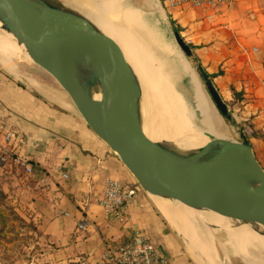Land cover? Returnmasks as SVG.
Listing matches in <instances>:
<instances>
[{"label":"crops","instance_id":"0c3cea01","mask_svg":"<svg viewBox=\"0 0 264 264\" xmlns=\"http://www.w3.org/2000/svg\"><path fill=\"white\" fill-rule=\"evenodd\" d=\"M165 12L203 70L214 75L264 170V0L185 3ZM0 77V119L15 129L19 153L33 168L26 178L22 167L0 164V189L15 196L39 233L26 264H109L105 247L124 241L130 227L142 230L166 264H192L139 187L123 220L104 210V179L135 181L52 80L33 85L5 70ZM83 218L89 224L78 230Z\"/></svg>","mask_w":264,"mask_h":264},{"label":"water","instance_id":"95a60500","mask_svg":"<svg viewBox=\"0 0 264 264\" xmlns=\"http://www.w3.org/2000/svg\"><path fill=\"white\" fill-rule=\"evenodd\" d=\"M85 1L0 0V33L12 34L28 59L52 78L90 130L119 158L189 258L200 264L197 252L166 220L150 195L264 224V170L238 117L221 98L160 0H153L156 9L166 17L175 47L202 81L216 115L213 125L220 132L211 134L204 147L195 151L150 140L142 128L134 72L120 47L81 12L79 3ZM92 90L99 92L97 98ZM214 147L216 152L208 154Z\"/></svg>","mask_w":264,"mask_h":264},{"label":"bare ground","instance_id":"6f19581e","mask_svg":"<svg viewBox=\"0 0 264 264\" xmlns=\"http://www.w3.org/2000/svg\"><path fill=\"white\" fill-rule=\"evenodd\" d=\"M145 1L150 4L165 34L156 14L155 2ZM135 2L139 3V0H87L79 4L82 5L81 12L111 42L125 51V57H128L125 59H131L128 64L140 89L144 115L142 128L146 136L152 141L170 143L178 150H199L211 138V134L220 132L213 125V117L216 116L212 113L214 110L204 103L201 91L196 93V110L192 109L185 92L177 84V78L181 77L186 82L189 77L192 78L184 56L174 47L168 32L167 45L158 43L163 34L153 26L151 28L148 17L140 9L141 5L136 6ZM13 50L28 59L23 45L18 46L12 34L1 32L0 66L9 74L26 78L13 61ZM27 80L33 85L37 84L31 78L27 77ZM92 96L97 98L99 92L92 90ZM196 120L203 123L205 128L199 126ZM216 150L217 147H214L208 154H214ZM150 197L166 220L197 252L196 260L200 264H224L221 258L218 260L214 248L217 245L225 258L238 256L245 264H264V224L259 221L194 209L176 200L173 203L165 201L153 194ZM197 220H201L202 225L194 226ZM215 231L224 233L223 241L215 236Z\"/></svg>","mask_w":264,"mask_h":264},{"label":"built area","instance_id":"2783aa9c","mask_svg":"<svg viewBox=\"0 0 264 264\" xmlns=\"http://www.w3.org/2000/svg\"><path fill=\"white\" fill-rule=\"evenodd\" d=\"M230 0H165L166 7H177L189 3L193 6H216L228 3ZM1 79V77H0ZM20 139L14 128L6 125L0 119V164L8 167L20 166L26 178H30L33 168L27 158L19 153ZM63 177H66L63 174ZM42 182V180H41ZM138 186L135 182H122L113 178H106L101 188V205L104 210L123 220L127 208L134 198ZM89 222L83 218L77 225L78 230H83ZM102 258L109 264H166V258L160 254L158 248L148 239L139 228H129L128 237L118 243L108 244Z\"/></svg>","mask_w":264,"mask_h":264},{"label":"rangeland","instance_id":"374dc122","mask_svg":"<svg viewBox=\"0 0 264 264\" xmlns=\"http://www.w3.org/2000/svg\"><path fill=\"white\" fill-rule=\"evenodd\" d=\"M51 1L58 3V4L63 3V0H51ZM139 3L135 2L134 4L136 6L141 5L140 9L142 11H144L145 16L148 17V22H149V25L151 26V28L153 26V28L156 31H159L161 34H163V36L160 37L161 40L158 43H161L162 45H167L168 42L166 41V38H167V32H168L170 39H171V42L174 45V42L172 40V37L170 35L169 29H168L167 24H166V17L164 15H162L159 12V10L157 11V9H156L157 17L159 16L160 22L162 23V25L165 29L164 31H166V33L164 34L161 27L159 26V22L157 21L156 17L154 16L153 12L151 11L150 4L147 3L145 0H139ZM161 4L165 10L166 7L163 5L164 3H161ZM178 31H179V29H178ZM174 47H175V45H174ZM122 50L123 49H121V51ZM13 53H14V50H13ZM122 54H123L124 58H126L124 50H123ZM14 56L15 57H14L13 61H14V63H16L19 71L21 73H23L26 77L31 78L33 81H35V83H41V82L44 83L47 81V79L51 78L46 72H44L39 67H37L35 64H33L29 59L22 57V54L20 52L18 53L15 51ZM126 61L131 62V59L126 60ZM132 61L134 62V60H132ZM187 66H188V64H187ZM1 68H0V72L3 71L2 70L3 68L2 69ZM189 69H190V67H189ZM190 72L192 74V78L190 79V77H189L187 82L184 81L181 77L180 78H177V76L175 77V79L177 78V80H178V82H177L178 88H180L181 90H183L185 92V97L191 103L192 109H195L196 93H198V91H201L203 93L202 95L204 97L203 98L204 103L207 105H210V102H209L208 97L206 96L202 81L199 79V77L196 75V73L194 71H192V69H190ZM227 104L230 107V104L229 103H227ZM140 106H141V102H140ZM141 115L144 116L142 109H141ZM236 116L238 117L237 114H236ZM196 122H197V124H199V126H202L205 128L203 123L199 122L198 120H196ZM233 137H234V135H233ZM6 168L8 169V167H6ZM8 195L9 194H5L6 198H5V201L2 203V205L4 207L3 206H1V207H3V209L6 211L5 212L7 215L6 217L9 219L12 218V220L9 221V223L7 225V229H5L3 232L0 233V264H26L28 261H30L31 256L36 249V246H37L36 241H38L39 233L35 229V226L31 222V220L27 216H25L23 214V212L20 210V208L18 207L19 201L17 199H15V196L12 194H10V196H8ZM6 207L10 208V210H7ZM211 212L215 213L214 211H211ZM15 216H18V218H16ZM197 221L198 222L193 223L194 226H199V224L202 223L201 220H200L201 223L199 222V220H197ZM203 223H204L203 225H205L206 222L204 221ZM215 236L219 240L221 239L220 241H223L224 237H225L224 233H222V231H215ZM179 243L182 247L183 252L189 256L188 252L183 247V244H181L180 241H179ZM216 247H217V251L219 253V259L221 258L220 260H222L224 264H244L240 260V258L237 256H231V257L225 258L222 255V251H221L219 245H217ZM190 261L192 262V264H195L191 259H190Z\"/></svg>","mask_w":264,"mask_h":264},{"label":"trees","instance_id":"16d2710c","mask_svg":"<svg viewBox=\"0 0 264 264\" xmlns=\"http://www.w3.org/2000/svg\"><path fill=\"white\" fill-rule=\"evenodd\" d=\"M178 29V28H177ZM195 56V55H194ZM196 58V57H195ZM197 59V58H196ZM211 79H212V77L214 76V75H212V74H207ZM5 198H6V196H5V194L0 190V233L1 232H3L5 229H7V225H8V223H9V221H11L12 220V218L11 219H9V218H7L6 216V211L3 209V205H2V203L5 201ZM1 206H3V207H1ZM6 209L7 210H10V208H8V207H6ZM16 218H18V216H15Z\"/></svg>","mask_w":264,"mask_h":264}]
</instances>
